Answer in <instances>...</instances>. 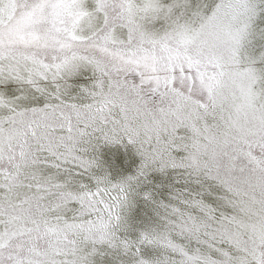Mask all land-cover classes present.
Here are the masks:
<instances>
[{
    "label": "snow or ice",
    "instance_id": "1",
    "mask_svg": "<svg viewBox=\"0 0 264 264\" xmlns=\"http://www.w3.org/2000/svg\"><path fill=\"white\" fill-rule=\"evenodd\" d=\"M0 264H264V0H0Z\"/></svg>",
    "mask_w": 264,
    "mask_h": 264
}]
</instances>
